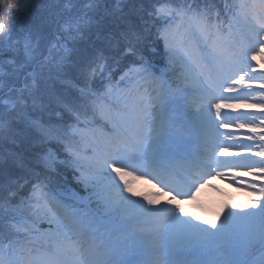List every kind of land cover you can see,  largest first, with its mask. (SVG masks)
Masks as SVG:
<instances>
[{
  "label": "snow or ice",
  "instance_id": "1",
  "mask_svg": "<svg viewBox=\"0 0 264 264\" xmlns=\"http://www.w3.org/2000/svg\"><path fill=\"white\" fill-rule=\"evenodd\" d=\"M41 3L39 15L26 14ZM247 7L244 0L235 6L225 0V15ZM222 24L215 0H0V135L9 133L12 143L26 145L32 153L30 158L10 153L14 171L0 181V214H11L0 223V252L20 248L25 253L23 261L7 264H129L125 259L116 262L111 236L117 233H125V242L131 240L136 251L148 243L153 264L161 254L168 264H180L179 257L192 244L222 251L228 257L224 264H264V184L258 187L244 179L264 181V144L247 155L228 153L230 147L251 148L244 142L257 137L264 142V118L224 111L259 108L264 113V92L257 102L247 103L257 79L250 75V60L264 61V18L247 46L222 41ZM161 43L170 59L203 65L219 77L211 80L210 99L202 109L214 133L208 151L195 171L179 179L146 163L155 141L133 144L123 127L130 112L141 128L150 123L139 110L142 100L138 106L130 104L143 91L138 82L149 74L151 54ZM116 68H126L119 80L114 79ZM259 79L264 81V76ZM98 82L104 86L102 94ZM259 87L264 89V83ZM97 113L113 129L89 157L83 146L94 138L91 125ZM234 122L237 130L248 128L254 135L237 138L218 131ZM137 135L153 133L138 129ZM53 143L63 146L80 172L78 179L86 190L92 189L89 196L94 195L98 204L95 213L81 215L49 194L51 174L66 162L58 159ZM135 172L152 175L161 190L137 192ZM213 176L250 188L248 194L260 199L247 203L257 211L230 209L219 226L214 220L203 222L210 227L194 223L177 198L197 200ZM26 186L30 191L21 196ZM164 188L174 195L157 207ZM129 209L136 211L121 216ZM38 220L52 225L39 237L33 226ZM85 236L93 237L87 245L81 243ZM0 264H6L2 255Z\"/></svg>",
  "mask_w": 264,
  "mask_h": 264
},
{
  "label": "rangeland",
  "instance_id": "2",
  "mask_svg": "<svg viewBox=\"0 0 264 264\" xmlns=\"http://www.w3.org/2000/svg\"><path fill=\"white\" fill-rule=\"evenodd\" d=\"M239 24L246 28L245 32L249 36V39L256 34L257 28H255L254 24H252L251 22H246V20L240 18ZM250 56H251V54H249V57ZM250 62L253 65V68H255L257 70L259 69V71L262 74L260 72L259 73L254 72V70H250V75L253 76V77H256L257 79L255 81H253V88L255 89V93H254V95L248 97V99H247V103L248 104H252V103L257 102L260 99V96L258 95V92L261 91V90L264 92V89H261L259 87V85L261 83H264V81H261L259 79V77L264 76V61H261L258 58L256 61H251L250 60ZM172 68H175V65H172ZM179 73L182 76H181L178 84H180L182 87H184L185 91L182 90V89L179 90L177 92V94L175 95V98H173V99H172V97H168L167 98V92L165 91V88H163L164 81H165L163 78L159 79L160 82H161V84L159 85V88L152 92L151 89H153V88H150L149 90H145V88H146L145 85H151V81L148 80L146 82V79L143 77L144 79L142 78L138 82L140 85H143V91H141L140 93L144 94L145 98L154 97L157 100H166L167 99L163 103V109L166 108L167 102L172 100V102L175 103V107L174 108L177 110L178 109V105L181 102L182 95L185 92H188L190 96H199L200 98H204V94H203L204 90L200 86L201 84L199 82L200 79L198 80V74L196 72H194L192 69H189L188 67H186L185 63L180 68ZM148 75H150L151 77H155L156 76V74H154V73H152L150 71H149ZM144 86H145V88H144ZM178 86L179 85H177V87ZM176 89L177 88H174V91ZM123 91H126V89L122 88L121 92H123ZM156 91H158L159 94H157ZM139 94L134 97L132 104H130V107L138 106V102L142 100L143 101V106H142L143 109H139V110L144 111V107H145V108H150L152 112H156L157 111V107H159V105H160L159 101H157V102L156 101L144 102L145 98L139 97ZM225 95H227V93H225ZM113 102L114 101H109L107 103L111 104ZM185 104H187L188 109L191 110V112H194V109L197 108V104L196 103L187 101V103H185ZM123 107H124V104H123V102H121L120 108L123 109ZM252 109H254V108H240V109L230 110V111H231L232 115H234V116L237 115L240 112H243V113L248 114L249 116H251L250 113H252L254 111ZM105 110H107V105H105ZM132 115L133 114L130 112L128 114V118H127V119H129L127 121V125L130 127V129H132V123H133ZM143 115H144V113H143ZM257 115H259L258 117L264 118V114H262L261 112H259ZM146 116L148 117V118L146 117L148 121H152V126H151V128H149V132H152V133L154 132L155 126L159 125V124L161 125V122L165 121V119H166V118H162V120H161V116L159 115V113H156V114H154L151 117L149 115H146ZM205 116H206V114L203 116L202 114H200L198 112H195L194 120L197 121V123H198V130L201 132V134L203 132H207L209 134L214 135V133L212 132L210 123L206 122V120H205ZM256 124L257 125L260 124V119H257ZM227 130L229 132H232L237 138H242L245 135H254L253 133L249 132L248 128L237 130L235 122L232 123L230 128L227 129ZM151 137L152 136H150V138ZM107 138H108V136H107ZM157 139L159 141L158 142V146H159L160 142L161 143L163 142V138H161V136H160ZM105 140H106V138H103V142ZM244 143L252 144V147L251 148H241L239 146L230 147L228 149V153L230 154V156H234L236 153H242V154H245V155L250 154V153H254L255 151H257V147H256L257 145L264 144V142L260 141L258 137L255 139V141H245ZM86 155H87V153H86ZM222 158H227V157H222ZM253 159H259V157L253 156ZM249 178H250L249 176L244 177V179H246V180H248ZM253 180H255V179H253ZM255 181H259V186L264 184V181H261V180H255ZM211 182H213L215 184V190L211 189L210 191H213L214 193L211 194V195L210 194L206 195L205 207L203 209H201L199 207V209L195 210L194 212H193L192 209H190V213L191 214L194 213L193 214V216L195 218L194 221L196 223H200L202 227H210V225H205L203 222L206 221V220L212 221L213 219H211V217L215 218L218 221L217 222L216 220H214L216 222V224L219 226V224H220L219 222H221L220 213H222V215H221L222 217H224L226 215V213L224 211H221L218 208L214 207V205L212 203H217V205H220V204L224 203V204L230 206L231 204H228L229 203V200H228L229 196L234 197L235 199L238 200L239 197H240V199H242V195L243 194L247 193L248 191H251L250 188H243L242 189L237 184L230 183L228 180L221 179L220 177H213L211 179ZM243 202H244V200H243ZM244 203H245V205H247V202H244ZM212 208H214V209H212ZM228 211H229V209H228ZM209 212H211V215L209 214ZM130 214L133 215V213H131V212H130ZM1 217H2V214H0V218ZM217 217H219V219H217ZM223 220H224V218H223ZM213 231H215V229H213ZM206 245L207 244H205V246ZM219 252H220L219 254L223 258H228L222 251H219ZM0 255L3 256L4 255V251L0 252ZM218 258H220V257H218Z\"/></svg>",
  "mask_w": 264,
  "mask_h": 264
},
{
  "label": "trees",
  "instance_id": "3",
  "mask_svg": "<svg viewBox=\"0 0 264 264\" xmlns=\"http://www.w3.org/2000/svg\"><path fill=\"white\" fill-rule=\"evenodd\" d=\"M5 132L0 138V171L4 173V175L0 176V181L7 179L8 175H10L13 171V164L11 159L7 158L10 153H18L25 158H30L32 153L27 154L25 151L24 146L19 143H12L11 139L9 138L10 135ZM17 198L14 199V201Z\"/></svg>",
  "mask_w": 264,
  "mask_h": 264
},
{
  "label": "bare ground",
  "instance_id": "4",
  "mask_svg": "<svg viewBox=\"0 0 264 264\" xmlns=\"http://www.w3.org/2000/svg\"><path fill=\"white\" fill-rule=\"evenodd\" d=\"M152 163V162H151ZM155 163V162H154ZM142 190L146 191V190H151V191H156L155 188L148 182H144L143 186L141 187ZM167 202V198L165 196H161L160 198V204H164ZM152 248V247H151Z\"/></svg>",
  "mask_w": 264,
  "mask_h": 264
}]
</instances>
